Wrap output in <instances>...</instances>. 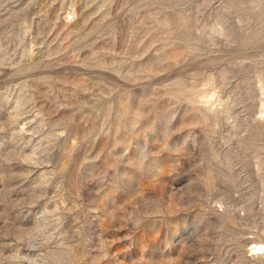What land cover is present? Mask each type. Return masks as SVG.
<instances>
[{
	"label": "rangeland",
	"instance_id": "obj_1",
	"mask_svg": "<svg viewBox=\"0 0 264 264\" xmlns=\"http://www.w3.org/2000/svg\"><path fill=\"white\" fill-rule=\"evenodd\" d=\"M0 264H264V0H0Z\"/></svg>",
	"mask_w": 264,
	"mask_h": 264
},
{
	"label": "bare ground",
	"instance_id": "obj_2",
	"mask_svg": "<svg viewBox=\"0 0 264 264\" xmlns=\"http://www.w3.org/2000/svg\"><path fill=\"white\" fill-rule=\"evenodd\" d=\"M257 249L261 251L262 250V246L261 245L260 246H256L254 250H257Z\"/></svg>",
	"mask_w": 264,
	"mask_h": 264
}]
</instances>
